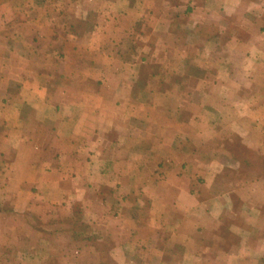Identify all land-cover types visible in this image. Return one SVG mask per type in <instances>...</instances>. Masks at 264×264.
Wrapping results in <instances>:
<instances>
[{
    "label": "crops",
    "instance_id": "crops-1",
    "mask_svg": "<svg viewBox=\"0 0 264 264\" xmlns=\"http://www.w3.org/2000/svg\"><path fill=\"white\" fill-rule=\"evenodd\" d=\"M0 264H264V0H0Z\"/></svg>",
    "mask_w": 264,
    "mask_h": 264
},
{
    "label": "rangeland",
    "instance_id": "rangeland-1",
    "mask_svg": "<svg viewBox=\"0 0 264 264\" xmlns=\"http://www.w3.org/2000/svg\"><path fill=\"white\" fill-rule=\"evenodd\" d=\"M31 222H32V224L30 226L34 229L33 231L35 233V236L32 235L31 237H29L30 238L29 239L30 241H27V239H28V235L27 234H30V232L27 231L28 230V227L26 228V227H23V225H19V228H18L19 231H17L18 232L17 234H22L23 235L25 233L24 235H27L26 236V239L25 238L23 239L22 238V235H21V238L23 240H20V241L21 242L23 241V244L24 245H27V247L37 248V247L40 246L39 249L41 248V239L43 238L42 235H45L46 233L48 234V233H50L52 231H53V233L56 232V231H58V230L59 231H62V229L65 228V227L70 228V225L73 226V227H75V228L77 226L75 222L71 223L72 221H70L68 223H66V222H59V223H56V224H53V225L51 223L49 225L42 224L39 220H36V221L32 220ZM40 235H41V237H40ZM10 237H13V236H10ZM31 240H33V241H31ZM20 241H19V244H21ZM23 244H21V245H23ZM52 247H53L52 250L54 249L55 252H61V251L62 252H65L66 249H68V250L69 249L70 250L72 249L69 246H67V243L66 242L57 243V245H52ZM44 249H46V248H44ZM42 250H43V248H42ZM54 255L56 257L59 256V255H57V253H54ZM54 261L56 262V260H54ZM24 262H28V261L24 260Z\"/></svg>",
    "mask_w": 264,
    "mask_h": 264
}]
</instances>
